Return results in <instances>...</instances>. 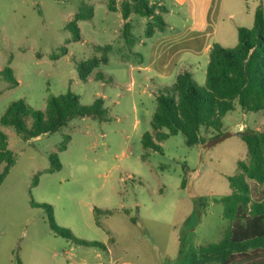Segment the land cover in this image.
<instances>
[{"label":"rangeland","instance_id":"obj_1","mask_svg":"<svg viewBox=\"0 0 264 264\" xmlns=\"http://www.w3.org/2000/svg\"><path fill=\"white\" fill-rule=\"evenodd\" d=\"M122 1L0 0V117L14 100L44 110L50 96L66 91L76 94L80 105L100 97L104 108L101 118L76 115L59 129L26 140L0 124L14 156L0 183V264H219L204 258L200 246L215 242L229 225L219 198L230 191L227 176L236 171V161L247 160L245 143L235 133L245 122L241 110L222 117V131L231 135L211 147L187 145L181 133L156 139L166 131L150 124L164 80L141 69L138 54L144 66L158 32L180 36L191 21L193 2L150 0L157 11L166 7L159 13L167 26L147 36L150 18L132 12L129 43L122 35ZM81 4L91 5L93 16L75 21L80 34L75 40L66 24ZM259 5L264 15V0H212L209 20L215 31L202 40L234 47L237 27L252 28ZM97 44L111 45L106 62ZM207 55L196 62L194 77L202 86ZM4 67L12 70L15 86L3 79ZM259 113L247 112L248 127L264 128ZM146 132L159 149L143 146ZM52 152L61 166L50 171ZM31 201L50 204L57 225L76 238L105 243L110 253L53 233L45 209Z\"/></svg>","mask_w":264,"mask_h":264},{"label":"trees","instance_id":"obj_2","mask_svg":"<svg viewBox=\"0 0 264 264\" xmlns=\"http://www.w3.org/2000/svg\"><path fill=\"white\" fill-rule=\"evenodd\" d=\"M156 6L150 0L121 2L120 14L124 21L122 35L126 42H132L129 22L132 12L150 18L146 23L145 35L150 36L154 29H164L166 21L159 10L163 13L166 7L162 5L157 11ZM92 16L93 7L81 4L75 19L66 24L75 40L80 37L75 21ZM237 33V43L232 48L222 47L217 43L210 46L203 86L198 85L184 71L156 95V106L151 114L150 124L152 130L166 129L158 132L156 139L181 133L187 145L200 144L208 148L231 135L229 131H222V117L227 112L236 107L242 112L264 109V15L260 5L254 11L252 28L239 26ZM95 48L101 53L103 62H106L111 45L97 44ZM77 66L83 68L81 62ZM1 75L10 85L17 84L9 67H4ZM98 75L102 78L101 73ZM103 112L102 98L94 99L90 105H80L77 95L66 91L50 96L44 110L33 109L22 99L14 100L1 115L0 124L13 127L26 140L59 129L73 116L101 118ZM28 116L31 117V123L27 126ZM201 130L211 133L205 136ZM242 132L239 136L245 143L247 160L236 161V171L227 176L230 191L219 198L222 216L229 223L228 228L215 242L200 246L204 258L217 259L219 264H264V128L257 130L246 127ZM142 144L145 148L159 149L150 132L144 133ZM63 148L65 144L60 145V149ZM49 160L50 171L60 168L55 152L49 154ZM13 162V152L7 148V135L0 131V183ZM37 176L35 174L34 184ZM181 184L183 185V181ZM193 200L194 205H198V200ZM31 205L45 209L48 225L53 233L78 244L105 249L104 243L76 238L68 228L57 225L50 204L31 201ZM93 211L110 213L108 209L96 207Z\"/></svg>","mask_w":264,"mask_h":264},{"label":"crops","instance_id":"obj_3","mask_svg":"<svg viewBox=\"0 0 264 264\" xmlns=\"http://www.w3.org/2000/svg\"><path fill=\"white\" fill-rule=\"evenodd\" d=\"M211 1L212 0H192L193 3L191 5L190 13L191 21L188 27L183 29L182 34L180 36L164 35L161 34V32H158L159 34L155 39L156 43L151 44L149 46L150 59L149 62L146 63V65H142L143 58L141 57V55L138 54V63L140 64L141 69L155 72L158 77L164 80L163 85L159 88V92L170 84H172L175 81L177 75L184 71L188 72L193 78V80L196 82L194 75L196 70L198 69L196 63L197 57L202 54H208L209 48L213 44L208 41L202 40L206 36H211L215 31V28L212 27L213 23L209 20V8L211 5ZM166 26L167 22L164 29L166 28ZM199 41H202L203 43L201 44L199 43ZM141 44L143 46H147L148 41L142 40ZM158 44H160L159 47L157 46ZM207 61L208 55L207 60L204 64L205 70ZM203 79L205 80V77ZM234 110L236 111V109ZM259 111V114L264 113L262 110ZM240 113L242 114V120L245 121L242 124L244 127H242L241 124L239 126L238 123H236V126H239V128L237 127L236 129L243 130L244 128L248 127L246 125L248 115L247 112L241 111ZM250 127L259 130L255 126ZM102 250H105L107 251V253H110L109 248H107L106 245L105 249ZM109 261L114 262L115 260L110 256Z\"/></svg>","mask_w":264,"mask_h":264},{"label":"water","instance_id":"obj_4","mask_svg":"<svg viewBox=\"0 0 264 264\" xmlns=\"http://www.w3.org/2000/svg\"><path fill=\"white\" fill-rule=\"evenodd\" d=\"M235 133H236L237 135H242L243 132H242V130H238V131H236Z\"/></svg>","mask_w":264,"mask_h":264}]
</instances>
